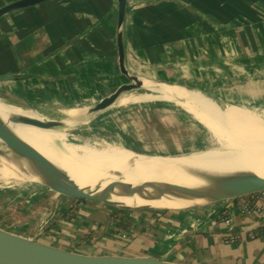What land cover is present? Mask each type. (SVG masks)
Here are the masks:
<instances>
[{"label": "crops", "instance_id": "0c3cea01", "mask_svg": "<svg viewBox=\"0 0 264 264\" xmlns=\"http://www.w3.org/2000/svg\"><path fill=\"white\" fill-rule=\"evenodd\" d=\"M14 1L0 0V7ZM125 2L123 67L119 54L115 57L120 0H59L1 17L0 77L24 78L0 82V99L32 121L70 122L45 131L65 142L80 137L84 129L78 127L105 117L110 106L99 112L93 107L113 93L116 101L130 83L119 65L129 75L190 90L196 100L208 95L207 108H202L226 130L264 125V0ZM134 88L138 102L124 110L127 120L119 121L113 136L140 143L144 133L161 135V127L169 125L158 108L143 109L139 102L151 95ZM186 117L196 126V138L189 141L200 142L201 125ZM45 132L39 139L48 141ZM255 203L251 209L244 198L155 213L130 224V233L118 229L110 212L83 208L75 220L64 205L62 218L41 240L86 252L151 255L187 264H264V238L255 236L264 219L254 217L259 209L264 212V195Z\"/></svg>", "mask_w": 264, "mask_h": 264}, {"label": "bare ground", "instance_id": "6f19581e", "mask_svg": "<svg viewBox=\"0 0 264 264\" xmlns=\"http://www.w3.org/2000/svg\"><path fill=\"white\" fill-rule=\"evenodd\" d=\"M123 56L121 46L118 59L122 67ZM139 84L185 109L215 148L191 157L147 155L122 148L114 149L116 153L111 156L73 149L64 153L20 133L13 123L11 108L3 101H0V139L17 156L44 165L20 167L40 177L53 194L82 195L122 211H181L192 207L200 201L187 200L178 186L184 179L213 183L264 181V127H240L239 133L234 134L216 125L186 89L159 82ZM133 143L139 147V142ZM95 157H100V161L88 163ZM55 158L59 159L58 164H54ZM1 172L13 177L4 169ZM14 176L24 178L19 171Z\"/></svg>", "mask_w": 264, "mask_h": 264}, {"label": "rangeland", "instance_id": "374dc122", "mask_svg": "<svg viewBox=\"0 0 264 264\" xmlns=\"http://www.w3.org/2000/svg\"><path fill=\"white\" fill-rule=\"evenodd\" d=\"M130 84L134 83L130 82ZM135 84L140 87L139 83ZM137 89L139 93L151 95L150 98L148 97L149 100L144 101L141 99L142 102H139H144L143 106L146 108L143 109L150 111L151 109L155 110V108H158L160 112H163L161 115L165 116L169 126L161 127L163 139H159L161 135L151 132V130L150 132L144 133L143 137H140L142 141L139 143V146L143 144L147 148L134 147L135 144L132 143L134 147L132 149L133 151L147 155L161 154L163 156L191 157L199 153L209 152L215 148V144L204 137L203 134L200 136V142L191 143L189 141L191 137L196 138V126H192L191 122L187 119L186 116L190 114L185 109L178 107L162 97L160 98L157 96L158 94L156 92L145 88ZM186 92L191 98L195 99L191 93L192 91L186 89ZM117 98L118 99L114 101L109 110H107L105 117L95 119V122L97 121L96 124L89 123L77 128L79 131L84 129L80 137L67 139L65 142H61L56 135H53L51 132H45L44 136L48 141L42 140L43 143L61 152H67L70 149L75 151L116 148L129 149L128 146H131L130 142H125L124 139L120 140L119 137H114L113 134L117 136L116 131H118L119 121L122 122L125 119L124 110L126 109V111H128L132 105L138 102L139 98L137 97L135 88L127 92L121 89ZM148 98L145 97V99ZM202 98H205V100L197 98L195 101H197L201 107L205 106L207 108L205 102H207L208 95H204ZM134 100L135 102H133ZM124 105H126L127 108L121 110ZM10 112L13 115V123L17 128L37 139L43 135L41 132L20 127L18 125V118L21 116L12 109ZM153 124L150 123V128L154 127ZM261 127H264V125ZM192 128L195 134H192ZM61 129L62 128H58L55 130ZM230 131L234 134L239 133L237 129H232ZM166 145L170 146L169 149H160V147ZM1 171L2 169L0 168V228L6 231L33 237L41 241V237H43V235L45 236L46 231L48 232V229L54 226L55 220H60L62 218V216H60V208L64 205H67L66 207L69 208L68 213L70 214L78 210L77 215H71L75 220L78 218L80 209L83 208L87 211H89V209H96L95 212H100V214L115 209L98 200L88 201V203L83 201L73 202L71 198L55 195L37 185L9 177ZM123 211L127 212V214L133 211L129 215H125V224H133L136 220L143 221V219L145 220L146 218L150 219L149 215H151L150 212H147V209ZM155 213L157 214L159 211H155ZM110 234L111 233H106L104 236H109Z\"/></svg>", "mask_w": 264, "mask_h": 264}, {"label": "water", "instance_id": "95a60500", "mask_svg": "<svg viewBox=\"0 0 264 264\" xmlns=\"http://www.w3.org/2000/svg\"><path fill=\"white\" fill-rule=\"evenodd\" d=\"M59 0H16L9 4L0 7V18L19 11L27 9L44 3L55 2ZM125 0H120L118 11V32L116 37V54L118 56L123 42L124 32V17H125ZM119 72L127 77L134 84H127L123 87V90H128L131 87L136 86L135 83H153L151 81L139 75H129L125 70L118 65ZM24 76L8 75L0 77V82L18 81L23 79ZM116 98V93L108 96L96 106L93 107V112H99L105 110L113 104ZM0 101H2L0 99ZM18 125L26 129L45 132L49 130H55L58 128H64L71 126V123L65 120H50V121H32L25 117L18 118ZM20 133H24L28 138L43 143L42 140L30 136L22 130H18ZM124 150V149H122ZM90 151L94 153H103L106 156H111L114 153V149H96V150H82ZM81 152V151H79ZM65 153V152H64ZM100 161V157H95L88 163ZM59 159H54V164H58ZM86 164V163H81ZM20 166L26 167H40L44 165H38L29 162L15 153L9 150L5 142L0 139V168L11 173L13 178L20 181L37 185L49 192L50 187L44 183V181L33 173H29L21 169ZM21 172L24 178L15 177L17 172ZM179 188L186 194V198L190 203L194 201H200L187 209L189 210L200 207H207L223 202L235 201L237 199H244L255 195L264 194V181L254 180L246 182H233V183H213V182H198L191 180H182L178 183ZM68 187V186H67ZM52 193V192H51ZM73 200H87L94 201L84 197L82 195H72ZM190 199V200H189ZM99 201V200H98ZM153 210V209H147ZM160 211H170L160 209ZM262 226H258L254 229H259ZM0 264H187L180 261H173L169 259L160 258L151 255H139V254H126L118 252H86L76 249L63 247L61 245L48 243L46 241H40L33 237L23 236L21 234L6 231L0 228Z\"/></svg>", "mask_w": 264, "mask_h": 264}, {"label": "trees", "instance_id": "16d2710c", "mask_svg": "<svg viewBox=\"0 0 264 264\" xmlns=\"http://www.w3.org/2000/svg\"><path fill=\"white\" fill-rule=\"evenodd\" d=\"M264 195V194H263ZM263 195H255V196H251V197H248L246 198L247 201L249 202V207L251 209L255 208V201L260 197V196H263ZM75 201H83V202H87V200H73V202ZM90 202V201H89ZM133 212V211H130V213ZM147 212L151 213V214H155V210H147ZM168 211H159V213H166ZM78 213V210H76L74 213H72L73 216L77 215ZM130 213L127 214V212H124V211H119V210H116V209H113L112 211H110V217H112V219L116 220V226H118V229L120 230H124L125 232H128L130 233V224H125L124 222V217L125 215H129ZM226 240H230V238H226Z\"/></svg>", "mask_w": 264, "mask_h": 264}, {"label": "built area", "instance_id": "2783aa9c", "mask_svg": "<svg viewBox=\"0 0 264 264\" xmlns=\"http://www.w3.org/2000/svg\"><path fill=\"white\" fill-rule=\"evenodd\" d=\"M247 206V205H246ZM256 218H259V219H264V212L263 210H260L256 213V215L254 216ZM232 219H229L227 220V223H232ZM255 236L259 239H263L264 238V227L262 229H260L259 231H257L255 233Z\"/></svg>", "mask_w": 264, "mask_h": 264}]
</instances>
